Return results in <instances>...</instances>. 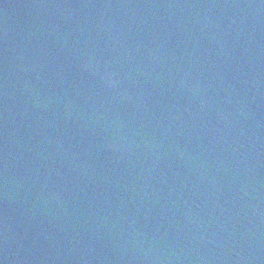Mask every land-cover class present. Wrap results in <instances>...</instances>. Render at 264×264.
Listing matches in <instances>:
<instances>
[{"label": "water", "instance_id": "water-1", "mask_svg": "<svg viewBox=\"0 0 264 264\" xmlns=\"http://www.w3.org/2000/svg\"><path fill=\"white\" fill-rule=\"evenodd\" d=\"M0 264H264V0H0Z\"/></svg>", "mask_w": 264, "mask_h": 264}]
</instances>
